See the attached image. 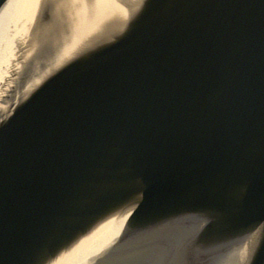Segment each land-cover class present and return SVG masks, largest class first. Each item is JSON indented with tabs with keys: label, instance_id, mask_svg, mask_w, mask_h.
Segmentation results:
<instances>
[{
	"label": "water",
	"instance_id": "obj_1",
	"mask_svg": "<svg viewBox=\"0 0 264 264\" xmlns=\"http://www.w3.org/2000/svg\"><path fill=\"white\" fill-rule=\"evenodd\" d=\"M118 2L55 62L39 3L0 113V264L86 242L88 264H264V0Z\"/></svg>",
	"mask_w": 264,
	"mask_h": 264
},
{
	"label": "bare ground",
	"instance_id": "obj_2",
	"mask_svg": "<svg viewBox=\"0 0 264 264\" xmlns=\"http://www.w3.org/2000/svg\"><path fill=\"white\" fill-rule=\"evenodd\" d=\"M42 1L53 8L55 34L50 39L51 44L62 43L54 62L73 51L104 18L123 10L118 0H7L0 9V113L17 90L19 63L27 53L24 47L32 44L37 33L34 39L51 26L34 30L40 26L39 23L34 25L33 21ZM115 232L108 230L107 238ZM100 248V244L90 242L79 244L53 264H88Z\"/></svg>",
	"mask_w": 264,
	"mask_h": 264
}]
</instances>
